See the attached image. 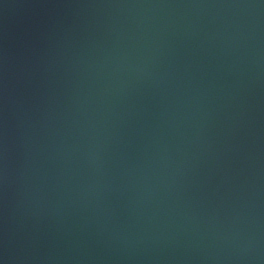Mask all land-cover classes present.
Here are the masks:
<instances>
[{
    "label": "water",
    "instance_id": "water-1",
    "mask_svg": "<svg viewBox=\"0 0 264 264\" xmlns=\"http://www.w3.org/2000/svg\"><path fill=\"white\" fill-rule=\"evenodd\" d=\"M0 264H264V0H0Z\"/></svg>",
    "mask_w": 264,
    "mask_h": 264
}]
</instances>
